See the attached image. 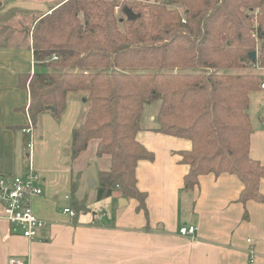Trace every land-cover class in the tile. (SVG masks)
<instances>
[{
    "label": "trees",
    "instance_id": "trees-1",
    "mask_svg": "<svg viewBox=\"0 0 264 264\" xmlns=\"http://www.w3.org/2000/svg\"><path fill=\"white\" fill-rule=\"evenodd\" d=\"M124 1L122 9L138 19L117 18L118 0H63L34 20L26 33L34 66L46 71L20 75L18 84L28 90L33 129L42 114L59 118L70 98L79 100L86 111L72 131L71 161L97 141L96 156L109 157L110 167L98 172L96 203L118 191L148 219L136 167L152 162L154 154L136 135L144 107L159 101L154 131L191 143L179 153L188 166L183 191L193 190L200 176L228 173L243 185L239 203L262 202L264 166L249 155L253 130L247 110L250 94L264 81L223 71L264 69V0ZM172 5L183 8V17ZM252 52L256 58L250 61ZM27 164L25 159L26 170ZM77 187L71 210L79 214L88 208L86 197L75 198Z\"/></svg>",
    "mask_w": 264,
    "mask_h": 264
},
{
    "label": "crops",
    "instance_id": "crops-1",
    "mask_svg": "<svg viewBox=\"0 0 264 264\" xmlns=\"http://www.w3.org/2000/svg\"><path fill=\"white\" fill-rule=\"evenodd\" d=\"M3 6L0 21L8 17L6 22L15 26L17 17L45 11L42 4L26 0H4ZM19 26L21 31L13 27L0 33V176L24 175L27 159L28 167L43 180V194L31 200L32 211L48 226L28 240L4 219L0 204V264L10 258L23 264H264V179L259 184L260 203H239L243 185L228 173L200 176L193 190L183 191L188 166L180 163L179 153L189 151L191 143L155 132L154 121L136 135L137 142L154 154L152 162L140 161L136 167L148 219L136 212V201L118 191L96 203L92 190L90 197L86 195L88 211L75 218L64 214L63 210L71 209L72 186H78L82 172L92 164L97 173L107 171L110 159L96 156L93 140L71 161L72 131L86 110L74 98L59 118L42 114L33 129L30 151L24 145L29 93L19 88V76L46 68L34 66L31 34L26 35L32 28ZM250 120L249 155L264 166V117L255 125ZM120 199L126 203L119 205ZM101 206L110 208V218L104 213L99 216L96 210ZM183 228L194 231L182 236Z\"/></svg>",
    "mask_w": 264,
    "mask_h": 264
},
{
    "label": "built area",
    "instance_id": "built-area-1",
    "mask_svg": "<svg viewBox=\"0 0 264 264\" xmlns=\"http://www.w3.org/2000/svg\"><path fill=\"white\" fill-rule=\"evenodd\" d=\"M184 23V21L182 20ZM53 60H57L53 58ZM264 89V83L261 85ZM26 126L22 132L29 136L28 150L31 149V134L33 131L32 121L28 115V107L25 110ZM42 178L32 169L22 176H0V204L2 206L3 217L8 224L17 230L20 235L33 241L43 231L48 223L37 218L31 207V200L43 194L41 188ZM63 213L71 218L76 217V213L71 209L63 210ZM193 228L180 229L182 236L191 235ZM250 255H252L250 253ZM7 264H23L20 260L10 258Z\"/></svg>",
    "mask_w": 264,
    "mask_h": 264
},
{
    "label": "rangeland",
    "instance_id": "rangeland-1",
    "mask_svg": "<svg viewBox=\"0 0 264 264\" xmlns=\"http://www.w3.org/2000/svg\"><path fill=\"white\" fill-rule=\"evenodd\" d=\"M26 1L38 2L39 4H42L43 5V9L45 11L44 12H40V13H38L36 15H32V16L21 15L20 16L21 21H19L20 18L17 17V22L16 23L18 25H16V26L6 22L8 17H5L4 19H6V21H0V33L2 35H3V33H7L9 31H11L13 27H15L16 29L21 31L19 23H21V25H23V28H25V27L32 28L34 26V24H35L34 20H36L41 15H44V13L48 14L49 13V8H50L51 5H56V4L60 3L63 0H26ZM0 2H1L0 3V9H3L4 0H0ZM118 2H119V5L114 9V14L119 19L121 17H124L126 19V17L122 13V10H123L122 6L124 4H127V3L124 0H118ZM139 2L141 4H143V5L147 4L146 2H141V1H139ZM139 2H137V3H139ZM169 9L175 10L181 17H183L184 10H183L182 7L177 6V5H172V6H169ZM46 11H48V13H46ZM7 15H8V13H7ZM22 33H25V32L22 30ZM8 43H11V40H9ZM258 57H259V53H258ZM97 71H100V70H97ZM152 71H154V70H152ZM178 71L187 72V70H178ZM104 72H108V70H104ZM223 72L224 73H229V74H237V73L238 74H244V73L255 74L258 77L262 78V80H261L262 82L264 81V69H260L259 67H257L256 69L249 68V69H245V70H229V71H223ZM249 101L250 102H249V108L247 110V113L250 116V118L252 119L253 124L255 125L259 121L260 117H264V89H261V86H260V90L259 91L251 93L250 96H249ZM159 106H160V102L157 101V102H154V103H152L150 105H146L144 107L142 120H141V125H140L141 126V130H147V128L152 126V124H151L152 121L156 122L155 118H156V113H157V111L159 109ZM85 108H86V106H85ZM34 138H35V135H34V133L32 131V140H31V142H33ZM91 192H92V190L89 191L86 194L87 197H90ZM101 207L102 208L96 210V212L99 211V216L102 215L101 213H104L106 216H108L110 218L112 216V212H111L110 208L107 207V206H101Z\"/></svg>",
    "mask_w": 264,
    "mask_h": 264
},
{
    "label": "water",
    "instance_id": "water-1",
    "mask_svg": "<svg viewBox=\"0 0 264 264\" xmlns=\"http://www.w3.org/2000/svg\"><path fill=\"white\" fill-rule=\"evenodd\" d=\"M123 14L128 21H134L139 18L138 14H134L132 10L128 8L123 9ZM256 58V53L252 52L249 54V60L253 61ZM98 186V173L97 168L94 164L89 165L84 172L80 175L79 184L75 192V198L79 201L84 200L86 194L95 190ZM119 205L121 203H126L124 199L119 200Z\"/></svg>",
    "mask_w": 264,
    "mask_h": 264
}]
</instances>
